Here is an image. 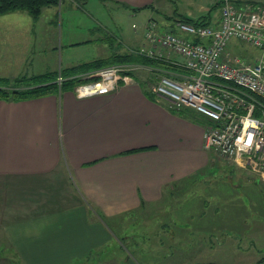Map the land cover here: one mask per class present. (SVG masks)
<instances>
[{
    "label": "crops",
    "instance_id": "1",
    "mask_svg": "<svg viewBox=\"0 0 264 264\" xmlns=\"http://www.w3.org/2000/svg\"><path fill=\"white\" fill-rule=\"evenodd\" d=\"M105 1L135 11L155 0ZM175 17L149 18L145 26L151 21L160 32L184 36ZM100 23L103 35L97 40L109 46L101 58L127 53L115 51ZM161 52L183 64L181 56ZM138 66L129 82L106 95L79 98L66 88L28 100H0V250L10 249L18 264H97L98 253L106 258L103 264H137L134 252L166 251L188 252L183 259L189 264H226L220 253L229 241L223 233L227 201L210 206L211 198H203L204 205H197L196 187L210 182L216 170L238 169L257 177L239 180L257 196L250 201L244 192L243 217L253 212L254 228L235 238L248 236L257 251L255 264L263 262L264 179L236 162L214 163L213 152L203 147L205 126L153 93L158 69ZM168 257L164 264H171Z\"/></svg>",
    "mask_w": 264,
    "mask_h": 264
},
{
    "label": "built area",
    "instance_id": "2",
    "mask_svg": "<svg viewBox=\"0 0 264 264\" xmlns=\"http://www.w3.org/2000/svg\"><path fill=\"white\" fill-rule=\"evenodd\" d=\"M212 1L219 9L216 25L179 21L180 36L160 32L148 21L147 44L135 52L160 57L166 50L181 56L189 72L175 77L160 72L153 93L175 109L191 108L212 122L204 128L205 150L264 176V103L259 100H264V60L248 61L227 49L234 39L264 52V0ZM128 65L83 74L85 81L74 87L76 96L109 94L132 79Z\"/></svg>",
    "mask_w": 264,
    "mask_h": 264
},
{
    "label": "rangeland",
    "instance_id": "3",
    "mask_svg": "<svg viewBox=\"0 0 264 264\" xmlns=\"http://www.w3.org/2000/svg\"><path fill=\"white\" fill-rule=\"evenodd\" d=\"M153 7L154 9L150 7L129 11L105 0H61L57 7H46L36 22H33L26 11L0 15V30L4 29L0 33V77L25 78L22 84L31 83L30 77L32 75L43 74L46 71H58L59 68L64 69L68 65L103 57L109 46L102 48V43L97 40L98 36L103 35L101 28L97 29L99 22L107 26L109 31L107 34L110 36L108 38L115 51L126 52L129 47L144 42L143 34L149 18L162 22L164 14L174 13L177 16L182 15L192 19L202 18L213 23L219 16V9L214 6L212 0H155ZM95 19L98 25H96ZM3 21L6 23L1 27ZM227 49L248 61L264 60L262 50L234 39L229 42ZM117 65H124V63H117ZM128 66L132 67V72H136L139 68V66L130 63ZM213 154L211 158L214 163L230 162L216 153ZM231 162L235 163V161ZM223 174H226V177ZM209 177L210 182L197 184L196 194L199 197L198 200H201L197 205H204L203 198H211L209 200L210 206H213L215 201L216 204L222 205L220 198H223L224 202L227 201L228 219L224 220L223 229L226 230L223 233L229 236V241L220 253L227 258H223V260L225 259L226 264H255L257 251L252 240L248 238L251 234L249 231L254 228L251 219L253 212L251 213L252 217L248 216L247 220L243 217L247 214L244 207V200L246 202V199L243 198H245L244 195L247 196L246 194H248L247 198L249 197L251 201L252 197L257 195L252 194L253 187L242 188L239 186V180L243 177L245 179L257 177L238 169L225 173L216 170ZM260 177L264 179V176ZM181 194L188 195L189 192L183 191ZM255 194L257 193L255 192ZM251 203H247L250 209ZM202 209L204 210L205 207L199 210ZM224 211L226 210L224 209ZM248 214L250 215V212ZM242 217L247 222L240 219ZM208 221L218 222L216 219H209ZM241 231H248V236H243L242 239L238 240L235 237ZM252 234L254 235L253 232ZM238 246L240 251H238ZM116 253L120 254V252ZM215 253L219 252L215 251ZM168 255L170 256L168 258H171V264L190 263L188 258L183 259L188 256V252H155V254L147 256L142 252H134V256L138 260L137 264H149V261L164 264L163 260ZM105 259L100 253L96 254L97 264H103ZM18 263L20 262L10 249L5 252L0 250V264Z\"/></svg>",
    "mask_w": 264,
    "mask_h": 264
},
{
    "label": "trees",
    "instance_id": "4",
    "mask_svg": "<svg viewBox=\"0 0 264 264\" xmlns=\"http://www.w3.org/2000/svg\"><path fill=\"white\" fill-rule=\"evenodd\" d=\"M61 0H0V15L9 14L16 11H26L36 22L42 14V11L46 7L58 6ZM217 7V5L214 4ZM153 7V6H148ZM133 10H140L141 8H132ZM174 21L188 22L195 25L209 24V21L205 19L198 18L192 19L187 16L176 15ZM177 28V27H176ZM179 31V30H178ZM170 32L173 33L172 30ZM175 34V33H174ZM177 35V34H176ZM78 44V43H76ZM140 48V47H139ZM139 48L134 49L132 52L127 51V53H116L113 52L110 56L106 58L94 59L88 62H83L74 65L69 68H61L58 71L45 72L43 74L32 75L31 83H25V78H13L9 79L6 77H0V100L4 101H21L28 100L38 97H43L46 95L54 94L62 89L74 88L76 85L85 81L81 76L85 73L100 69L102 67L114 65V64H132V65H145L150 68L158 69V72L166 73L170 76H179L188 73L189 71L175 61H170L165 59V57H147L136 53L135 51ZM173 53V52H172ZM132 75V71L128 72ZM162 73H154V77H159ZM169 73V74H168ZM172 74V75H171ZM175 75V76H174ZM62 77V82L58 84L57 78ZM153 76V75H152ZM259 100L264 103L263 99ZM176 113L184 117L196 118L197 122L202 123L204 126L211 124L205 117L197 114L194 110L188 107H183L180 109H175L170 107ZM1 235V234H0ZM262 264L263 262H258L257 264ZM200 264V263H196Z\"/></svg>",
    "mask_w": 264,
    "mask_h": 264
}]
</instances>
